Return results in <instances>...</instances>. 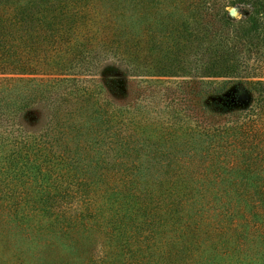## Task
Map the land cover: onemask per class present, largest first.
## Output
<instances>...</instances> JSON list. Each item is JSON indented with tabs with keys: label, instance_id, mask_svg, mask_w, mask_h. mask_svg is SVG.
<instances>
[{
	"label": "trees",
	"instance_id": "obj_1",
	"mask_svg": "<svg viewBox=\"0 0 264 264\" xmlns=\"http://www.w3.org/2000/svg\"><path fill=\"white\" fill-rule=\"evenodd\" d=\"M0 264H264V0H0Z\"/></svg>",
	"mask_w": 264,
	"mask_h": 264
},
{
	"label": "rangeland",
	"instance_id": "obj_2",
	"mask_svg": "<svg viewBox=\"0 0 264 264\" xmlns=\"http://www.w3.org/2000/svg\"><path fill=\"white\" fill-rule=\"evenodd\" d=\"M231 10H233V12H231ZM228 12L235 19H238L241 16V13L235 8L228 9Z\"/></svg>",
	"mask_w": 264,
	"mask_h": 264
},
{
	"label": "water",
	"instance_id": "obj_3",
	"mask_svg": "<svg viewBox=\"0 0 264 264\" xmlns=\"http://www.w3.org/2000/svg\"><path fill=\"white\" fill-rule=\"evenodd\" d=\"M231 12H233V10H231Z\"/></svg>",
	"mask_w": 264,
	"mask_h": 264
}]
</instances>
